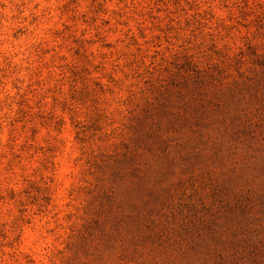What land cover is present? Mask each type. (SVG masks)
<instances>
[{
  "label": "rangeland",
  "instance_id": "rangeland-1",
  "mask_svg": "<svg viewBox=\"0 0 264 264\" xmlns=\"http://www.w3.org/2000/svg\"><path fill=\"white\" fill-rule=\"evenodd\" d=\"M0 264H264V0H0Z\"/></svg>",
  "mask_w": 264,
  "mask_h": 264
}]
</instances>
